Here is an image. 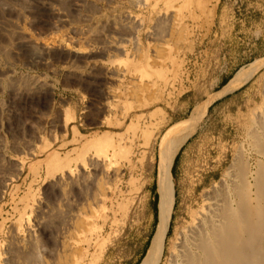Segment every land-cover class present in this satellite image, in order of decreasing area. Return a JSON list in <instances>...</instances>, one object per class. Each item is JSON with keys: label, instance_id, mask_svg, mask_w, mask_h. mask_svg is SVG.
<instances>
[{"label": "rangeland", "instance_id": "rangeland-1", "mask_svg": "<svg viewBox=\"0 0 264 264\" xmlns=\"http://www.w3.org/2000/svg\"><path fill=\"white\" fill-rule=\"evenodd\" d=\"M218 1L0 0V264H171L205 194L256 166L264 58L241 65L235 21L264 0L212 30Z\"/></svg>", "mask_w": 264, "mask_h": 264}, {"label": "bare ground", "instance_id": "bare-ground-1", "mask_svg": "<svg viewBox=\"0 0 264 264\" xmlns=\"http://www.w3.org/2000/svg\"><path fill=\"white\" fill-rule=\"evenodd\" d=\"M29 47L37 51V46ZM250 117L246 127L259 161L254 166L240 158L241 171L235 176L239 182L233 179L230 166L221 184L214 185L222 188L205 194L206 204L193 213L194 223L174 250L171 264H264V96ZM96 143H106V138L101 137ZM48 162L59 160L52 154ZM23 168L24 162H20L19 171ZM227 179L231 182L227 183Z\"/></svg>", "mask_w": 264, "mask_h": 264}, {"label": "crops", "instance_id": "crops-1", "mask_svg": "<svg viewBox=\"0 0 264 264\" xmlns=\"http://www.w3.org/2000/svg\"><path fill=\"white\" fill-rule=\"evenodd\" d=\"M225 2L226 0L218 1L212 30H214V27H216L218 24L222 25V24L231 23L232 22L231 20L234 19L232 17L224 16L222 14L220 15V12L222 11L221 6ZM263 14H264V11H263ZM235 22L240 24V31H239L240 33H242V30L245 26V29L250 28L249 33L253 34V35L244 36L245 40L243 42L244 43L246 42L248 45L251 44V46L249 47L248 51L244 50L242 52V55H246L250 57H248L249 59L247 58L246 60L242 58L241 65L244 66L251 62L257 61L259 59H263L264 58V19L261 21H257L256 19H253L249 16H241ZM247 24L250 26L248 27ZM222 69L226 71L237 70V67H233L230 63H224L222 65ZM156 185H157V182L156 184L154 183V186L151 191V193L154 192L155 195L158 194V185H157V188H156ZM157 222H158V217H156V225H157Z\"/></svg>", "mask_w": 264, "mask_h": 264}, {"label": "trees", "instance_id": "trees-1", "mask_svg": "<svg viewBox=\"0 0 264 264\" xmlns=\"http://www.w3.org/2000/svg\"><path fill=\"white\" fill-rule=\"evenodd\" d=\"M228 81H229V80L224 81L223 86H224ZM156 217H158V204H157V206H156ZM150 242H151V241H150ZM149 245H150V243L148 244L147 249L149 248Z\"/></svg>", "mask_w": 264, "mask_h": 264}]
</instances>
